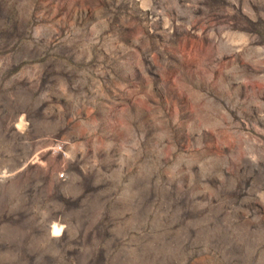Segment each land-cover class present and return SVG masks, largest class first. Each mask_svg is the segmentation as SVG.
Masks as SVG:
<instances>
[{
    "label": "rangeland",
    "instance_id": "obj_1",
    "mask_svg": "<svg viewBox=\"0 0 264 264\" xmlns=\"http://www.w3.org/2000/svg\"><path fill=\"white\" fill-rule=\"evenodd\" d=\"M0 264H264V0H0Z\"/></svg>",
    "mask_w": 264,
    "mask_h": 264
},
{
    "label": "built area",
    "instance_id": "obj_2",
    "mask_svg": "<svg viewBox=\"0 0 264 264\" xmlns=\"http://www.w3.org/2000/svg\"><path fill=\"white\" fill-rule=\"evenodd\" d=\"M59 177L62 178V179H65V172L59 173Z\"/></svg>",
    "mask_w": 264,
    "mask_h": 264
}]
</instances>
